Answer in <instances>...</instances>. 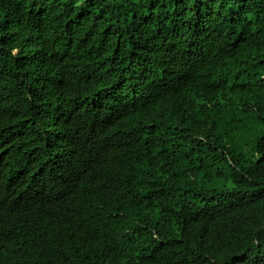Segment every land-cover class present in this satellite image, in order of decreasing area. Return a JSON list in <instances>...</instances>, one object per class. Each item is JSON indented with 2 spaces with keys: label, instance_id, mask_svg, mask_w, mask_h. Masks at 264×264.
I'll return each mask as SVG.
<instances>
[{
  "label": "trees",
  "instance_id": "trees-1",
  "mask_svg": "<svg viewBox=\"0 0 264 264\" xmlns=\"http://www.w3.org/2000/svg\"><path fill=\"white\" fill-rule=\"evenodd\" d=\"M45 169L51 264H264V0H0V235Z\"/></svg>",
  "mask_w": 264,
  "mask_h": 264
},
{
  "label": "clouds",
  "instance_id": "clouds-1",
  "mask_svg": "<svg viewBox=\"0 0 264 264\" xmlns=\"http://www.w3.org/2000/svg\"><path fill=\"white\" fill-rule=\"evenodd\" d=\"M60 137V135H59ZM106 164V163H105ZM103 171H110L104 166ZM14 178V177H13ZM13 183L9 178L0 177V205L10 204L15 200ZM10 184V192H6V186ZM81 187L79 181L72 177L53 176L47 169L43 172V178L31 196L34 211L21 209L24 221L35 227L47 231V237L43 242H37L32 238L27 242L24 238H16L12 229L2 232L0 235V264H51L50 252L62 247L73 237L72 229L65 223L64 218L72 217L71 213L64 214L67 205H72L79 195ZM9 196L8 201L5 197ZM108 197L100 204L103 206ZM55 206L64 207L53 217L44 215V212ZM99 206V207H100Z\"/></svg>",
  "mask_w": 264,
  "mask_h": 264
},
{
  "label": "rangeland",
  "instance_id": "rangeland-1",
  "mask_svg": "<svg viewBox=\"0 0 264 264\" xmlns=\"http://www.w3.org/2000/svg\"><path fill=\"white\" fill-rule=\"evenodd\" d=\"M207 185L210 187H221V186L230 187L231 177H223L222 179H215L214 181H210L209 183H207Z\"/></svg>",
  "mask_w": 264,
  "mask_h": 264
}]
</instances>
